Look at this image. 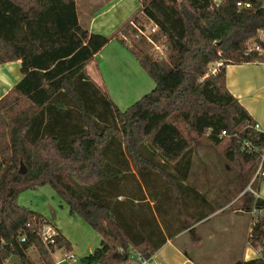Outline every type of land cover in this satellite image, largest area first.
Segmentation results:
<instances>
[{
    "label": "trees",
    "instance_id": "1",
    "mask_svg": "<svg viewBox=\"0 0 264 264\" xmlns=\"http://www.w3.org/2000/svg\"><path fill=\"white\" fill-rule=\"evenodd\" d=\"M242 1L251 8L238 0H140L142 12L107 36L80 24L76 0H0V64L20 60L23 74L0 98V264L12 255L35 264L29 248L44 264H56L50 250L71 251L59 230L45 246L38 233L52 222L18 203L21 192L45 184L101 235L84 262L122 264L133 251L150 259L164 230L191 232L214 212L204 194L220 193L191 168L205 162L199 151L207 160L216 145L236 169L224 210L239 201L249 213L263 210L249 238L261 254L236 264H264V199L254 193L264 181V131L226 84L228 64L264 63V52L250 48L264 30L262 0ZM112 39L155 83L124 110L86 72ZM215 62L223 65L211 73Z\"/></svg>",
    "mask_w": 264,
    "mask_h": 264
},
{
    "label": "rangeland",
    "instance_id": "2",
    "mask_svg": "<svg viewBox=\"0 0 264 264\" xmlns=\"http://www.w3.org/2000/svg\"><path fill=\"white\" fill-rule=\"evenodd\" d=\"M134 2L135 0H76V5L81 25L87 27L92 17L91 15L99 13L98 23L115 16L120 18L129 11L125 7L132 6L134 8L136 6ZM136 8L137 6L132 10L131 16L138 13ZM150 28L151 26H148V29ZM115 40H117V43L119 42L118 44H121L118 39ZM262 40L264 41V38ZM123 45H119L123 53L126 54L122 60L123 63L120 64L121 61H117L115 64H110V68L106 71L102 69L106 66L103 61V66L99 69L106 71V73H101L104 78H107L109 85L107 90L109 95H111L110 97L124 110L144 94L151 91L155 83L140 65L136 57ZM93 66V64L89 65L87 72L89 75L95 76L96 67ZM6 67L7 65H0V73ZM148 82H150V86L147 85ZM2 84L0 82V87ZM198 156L205 162L203 165H199L198 162L193 165L191 168L192 173L201 178V180L204 179L206 189L218 191L220 194L214 197L212 194H204L207 198L209 196L207 213L212 210L214 212L199 221L200 225L193 234L199 237L198 248L186 245L185 249L193 254V257L199 264H236L238 261H241L243 255L252 257L255 251L248 243L251 214L241 208L242 201L232 205L231 209L227 211L224 210L227 205L223 206L225 204L223 200L230 197L235 191L233 180L236 175V169L233 163L225 154L223 145L213 147L210 153H207V160L205 159L206 154L202 150L199 151ZM220 164L223 167L222 169H218ZM195 187L203 192L202 184L196 183ZM18 203L43 213L50 221L56 222L61 229L65 230L73 239V245L75 246V252L79 260L82 258L81 255L87 254V252H84V249L88 243H92V245L100 244L101 235L83 218L71 215L67 202L50 184H45L35 189L24 190L18 197ZM239 208H241V211L240 213H235L236 217L229 213ZM75 217H77L78 221H75ZM224 225L226 226L223 227ZM84 228L86 230L85 238L78 233L79 230L82 231ZM202 229H211L213 236L210 235L208 238L204 235L205 233L202 232ZM76 242H78L77 245ZM246 248L249 249V252H247ZM28 253L35 264H44L38 250L29 248ZM57 255L59 256V260L62 259V254L58 253ZM132 260L133 257L130 256L129 261ZM72 263L73 260H68L63 264ZM122 264H126V262Z\"/></svg>",
    "mask_w": 264,
    "mask_h": 264
},
{
    "label": "crops",
    "instance_id": "3",
    "mask_svg": "<svg viewBox=\"0 0 264 264\" xmlns=\"http://www.w3.org/2000/svg\"><path fill=\"white\" fill-rule=\"evenodd\" d=\"M134 3L137 6L136 11L138 10V13L135 14L137 16L138 14L142 12L141 2L140 0H135ZM134 8L132 6L125 7V9L129 11H127V13L124 12L125 13L124 16H121L120 18H118L117 16H115L114 18H107L106 20L104 19L103 22H99V23H98L99 13L93 14L91 15L92 17L88 23L89 25H87V27H84V26L83 27L88 29L90 32L101 33L107 36H110L114 33H120L122 28L134 18L135 15L131 16L132 10ZM79 22L81 24L80 19H79ZM114 30L115 32H113ZM118 43H117V40L112 39L105 47H103L101 51H99L96 54L94 59L86 65V72H87L89 65L93 64L94 65L93 67H96L95 76L89 75L88 72L87 73L100 86H103L106 89L109 86L107 82V78H104L101 72L106 73L107 69L110 68L109 67L110 64H115L117 61H121L120 64H122L123 63L122 60L124 56L126 55L123 53V51L121 50L119 46L122 43L121 42H120L121 44H118ZM103 61L106 66H104V68L102 69L106 71H101L99 69L101 68V66H103L102 65ZM0 65H7V67L4 68L3 71L0 73V82L3 83L2 86L0 87V98H1L4 94L7 93L8 90H10L15 84H17L23 78V74L21 72V61L20 60L7 62V63L0 64ZM225 69H226L227 88L247 108V110L249 111L251 116L254 118V120L259 124L260 129L264 131V63L252 62V63H243V64H228L225 67ZM147 85L150 86V82H148ZM258 174L264 175V159H263L262 165L260 166L257 172V175ZM254 193L257 197L264 199V181H260L258 183L257 191H254ZM150 203L152 206L154 205L153 201H151ZM240 211H241V208L233 212H229V213L236 217L235 213H240ZM75 221H78L77 217H75ZM51 222L57 227V229L61 232V234L71 244L70 252L75 255V258L68 259V260H73L72 264H89L87 262H84L82 258L89 255L90 253H93L94 250L100 246L101 240H100L99 245H96V244L92 245V243H88L87 247L84 249V252H87V254L81 255L82 258L81 260H79L75 252L76 250H75V246L73 245L72 237L65 230L61 229L57 225L56 222H53V221ZM199 225L200 223L197 222L193 226V230L191 232H189V230L187 231L183 230L174 236H170L168 234V231L164 230V234L166 235V240L161 245V247L158 249V251L155 252L153 256L149 259L147 264H199L193 257V254L185 249L186 245H190L192 247L193 246L197 247V245H199V241H198L199 237H196L195 235H193ZM225 226L226 225H224L223 227ZM173 230L174 229L172 228L171 231ZM251 231H252V216H251V222H250L248 233L250 234ZM188 232H189V235H188ZM202 232L205 233L204 235L207 236L208 238L210 235L213 236V231L211 229H208V230L202 229ZM78 233L82 237L84 238L86 237L85 228L82 229V231L79 230ZM88 238H89V234H88ZM77 244L78 242H76V245ZM249 245L255 251V254L252 257L253 258L259 257L261 254V251H259L258 249H255L251 244ZM246 250L247 252H249L248 248H246ZM58 253L61 254V252L56 253V260H58L59 262L58 264H63L66 261H68V260H61V259L59 260V256L57 255ZM27 254H29L28 251H27ZM132 257H133V260L132 261L127 260L126 264H139V261L137 260V258H135L134 255ZM252 257H249V256L247 257V255H243L241 260H248V259H251ZM92 264H100V263H92Z\"/></svg>",
    "mask_w": 264,
    "mask_h": 264
},
{
    "label": "built area",
    "instance_id": "4",
    "mask_svg": "<svg viewBox=\"0 0 264 264\" xmlns=\"http://www.w3.org/2000/svg\"><path fill=\"white\" fill-rule=\"evenodd\" d=\"M216 1H220V0H216ZM262 4L264 6V0H262ZM237 6L240 8V9H248V8H251V4L250 2H247V1H242V0H238L237 2ZM153 30H155V27L153 28ZM262 38H264V30H259L258 31V36H257V39H259V41H253L251 44H250V48L251 49H254V50H257L259 52H264V41L262 40ZM261 41V42H260ZM157 50L163 54L164 53V47H160V46H156ZM223 65L222 62H215V63H212L210 64L209 68H208V71L211 72V73H216L219 68ZM256 128H259V124L256 122ZM262 159H264V153L262 155ZM248 189H251L250 187H248ZM263 210H258L256 207H253L252 211L250 212L251 216H252V226L255 224L256 222V218L257 216L262 213ZM251 233L252 231L250 232L249 234V238L251 236ZM58 234V229L57 227L53 224V223H47L45 225H43L40 230H39V237L41 239V241L43 242V244L45 246H47L48 248L55 243V237L57 236ZM25 239L23 238V241ZM248 243L251 244L250 240H248ZM252 245V244H251ZM259 251H262L261 247L257 248ZM57 252H61L62 254V259L61 260H66V259H73L75 258V255L72 254L70 251H67V250H64V249H57L55 251H51L50 250V254L51 256L53 257L54 261L56 264H58V260H56V253ZM134 253V254H133ZM135 258H137V260L139 261V264H147L149 259L143 257L140 253L138 252H132L131 253V256H133ZM10 258L7 259L4 264H13L11 263L10 261Z\"/></svg>",
    "mask_w": 264,
    "mask_h": 264
},
{
    "label": "water",
    "instance_id": "5",
    "mask_svg": "<svg viewBox=\"0 0 264 264\" xmlns=\"http://www.w3.org/2000/svg\"><path fill=\"white\" fill-rule=\"evenodd\" d=\"M257 41H259V39H257ZM261 42V41H260ZM20 171L22 172V173H25L26 172V168H25V165L23 164V162H21V168H20ZM11 263H13V264H21V260H20V258H19V256H17V255H12L11 257H10V260H9Z\"/></svg>",
    "mask_w": 264,
    "mask_h": 264
}]
</instances>
